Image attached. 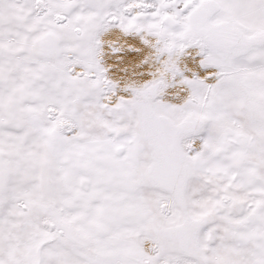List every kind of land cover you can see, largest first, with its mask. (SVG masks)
Wrapping results in <instances>:
<instances>
[{
    "label": "snow or ice",
    "instance_id": "snow-or-ice-1",
    "mask_svg": "<svg viewBox=\"0 0 264 264\" xmlns=\"http://www.w3.org/2000/svg\"><path fill=\"white\" fill-rule=\"evenodd\" d=\"M0 264H264V0H0Z\"/></svg>",
    "mask_w": 264,
    "mask_h": 264
}]
</instances>
